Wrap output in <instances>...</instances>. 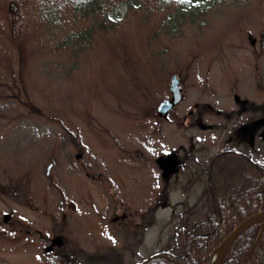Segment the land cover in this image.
I'll list each match as a JSON object with an SVG mask.
<instances>
[{"label":"rangeland","instance_id":"1","mask_svg":"<svg viewBox=\"0 0 264 264\" xmlns=\"http://www.w3.org/2000/svg\"><path fill=\"white\" fill-rule=\"evenodd\" d=\"M75 1L0 0V264L174 251L202 207L198 162L243 136L264 155V0ZM172 75L183 99L162 119Z\"/></svg>","mask_w":264,"mask_h":264},{"label":"trees","instance_id":"2","mask_svg":"<svg viewBox=\"0 0 264 264\" xmlns=\"http://www.w3.org/2000/svg\"><path fill=\"white\" fill-rule=\"evenodd\" d=\"M94 1L87 0V7ZM134 1L127 0V4ZM75 5L76 9L81 7L78 0ZM12 23L15 27L14 19ZM241 116V113L231 115L228 119L238 121ZM245 123L242 121L241 126ZM243 138L241 145L249 149V140ZM248 149L241 153L234 151L235 154L225 150L208 164L198 162L197 180H205L203 202L187 228L183 243L174 251L163 250L141 264H210L213 251L226 237L247 219L264 211V155L255 158ZM183 164L184 161L180 163L181 170ZM189 174L190 179L196 176ZM160 195L156 207L162 201L165 205L169 203L167 189ZM222 264H264V224L258 223L241 233L225 253Z\"/></svg>","mask_w":264,"mask_h":264},{"label":"water","instance_id":"3","mask_svg":"<svg viewBox=\"0 0 264 264\" xmlns=\"http://www.w3.org/2000/svg\"><path fill=\"white\" fill-rule=\"evenodd\" d=\"M170 89L172 92V97L169 100H163L160 105L158 106L156 110V115L160 118H167L168 113L172 111L174 107H176L183 99V96L181 94V89H180V80L177 78V76H172L170 79ZM157 164L159 165L160 169L164 171V178H168L170 173H174L176 171V166H177V158L175 156H171L167 159L165 158H159L157 160ZM52 169V165H49L47 167V174H50V171ZM70 207L72 209H75L76 206L74 204H71ZM264 217V212L257 214L245 222H243L241 225H239L223 242L222 244L217 248V249H223V255L221 258V263L223 261L224 255L227 251V249L230 247V245L233 243V241L244 231H246L248 228L251 226L258 224L259 222H262V218ZM10 219L9 215L4 216V221L8 222ZM63 245V242L60 239H55L51 245V248H54L56 246ZM216 249V250H217ZM50 250V249H49ZM212 254L211 258V263L214 258V254Z\"/></svg>","mask_w":264,"mask_h":264},{"label":"bare ground","instance_id":"4","mask_svg":"<svg viewBox=\"0 0 264 264\" xmlns=\"http://www.w3.org/2000/svg\"><path fill=\"white\" fill-rule=\"evenodd\" d=\"M262 220L264 222V217L262 218ZM222 255H223V249H217L215 254H214L212 264H220Z\"/></svg>","mask_w":264,"mask_h":264},{"label":"flooded vegetation","instance_id":"5","mask_svg":"<svg viewBox=\"0 0 264 264\" xmlns=\"http://www.w3.org/2000/svg\"><path fill=\"white\" fill-rule=\"evenodd\" d=\"M88 177L90 176L88 173L86 174Z\"/></svg>","mask_w":264,"mask_h":264}]
</instances>
